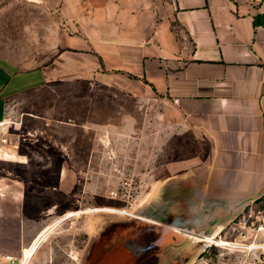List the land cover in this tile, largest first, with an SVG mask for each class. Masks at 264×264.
Returning <instances> with one entry per match:
<instances>
[{"label":"crops","instance_id":"obj_1","mask_svg":"<svg viewBox=\"0 0 264 264\" xmlns=\"http://www.w3.org/2000/svg\"><path fill=\"white\" fill-rule=\"evenodd\" d=\"M30 1L53 17L51 46L34 64L0 62V264H90L88 196L70 200L58 172L92 170L106 139L153 141L155 122L195 151L151 185L157 210L134 215L163 223L149 229L153 264L179 246L174 234L216 236L264 197V0ZM104 218L99 249L121 250L136 233Z\"/></svg>","mask_w":264,"mask_h":264},{"label":"rangeland","instance_id":"obj_2","mask_svg":"<svg viewBox=\"0 0 264 264\" xmlns=\"http://www.w3.org/2000/svg\"><path fill=\"white\" fill-rule=\"evenodd\" d=\"M52 18L48 8L30 0H0V62L7 60L18 64H34L35 57L40 59L44 52L50 50L49 26ZM161 132V123L155 122L153 141L145 137L106 139L93 156L92 170L58 172L59 180L74 184L71 192L67 193L70 200L75 199L76 195L88 196L84 198L83 205L84 211L90 212L93 222L90 264L154 263L155 252L149 241V229L162 225L136 219L134 215L145 213L151 216L157 210L155 207L152 208L154 210L146 211L147 192L151 185L168 174H176L179 166L191 159L195 151L194 143L185 135L170 132L167 140L163 139ZM81 205L80 202L75 203L74 207L81 209ZM263 206L264 197L244 205L238 213L223 220V226L216 236L203 235L209 236L207 240L212 242L211 245H207L205 237L201 238L200 235L180 236L162 228L179 239V246L167 249L163 261L171 264L174 258L179 264H264V218L257 215V210ZM98 208L104 211H94ZM81 212L83 210L68 212L65 219ZM98 214L105 217L103 224L108 231L132 227L137 235L132 240H128L130 236L123 237L128 244H124L121 250L111 251L110 246L108 250H100L93 230L94 218ZM70 222L71 219H67L58 224L51 236L54 238L60 234L56 233L57 229L66 227ZM72 226H78L77 217L73 218ZM73 237L75 247H81L80 235L76 239L75 235ZM65 245L62 240L55 244V254L59 259H62Z\"/></svg>","mask_w":264,"mask_h":264},{"label":"built area","instance_id":"obj_3","mask_svg":"<svg viewBox=\"0 0 264 264\" xmlns=\"http://www.w3.org/2000/svg\"><path fill=\"white\" fill-rule=\"evenodd\" d=\"M254 213H255V212H254ZM257 215H258V217H259V216H260V217L263 216V218H264V206H263V208L257 210ZM205 241L208 243L207 245H211V244H212V242L209 241V240H205ZM235 246H237V245H235ZM7 259L10 260V261H14V258H13L12 256H7ZM20 264H24V263L21 262Z\"/></svg>","mask_w":264,"mask_h":264},{"label":"bare ground","instance_id":"obj_4","mask_svg":"<svg viewBox=\"0 0 264 264\" xmlns=\"http://www.w3.org/2000/svg\"><path fill=\"white\" fill-rule=\"evenodd\" d=\"M137 217H140V218H145V219H149V218H146V217H141V216H137ZM149 220H151V219H149ZM152 221H154V220H152ZM154 222L161 223V222H158V221H154ZM161 224H163V223H161ZM176 228H177V227H176ZM196 236H197V235H196ZM199 237L203 238V237H205V236H203V235H200Z\"/></svg>","mask_w":264,"mask_h":264}]
</instances>
